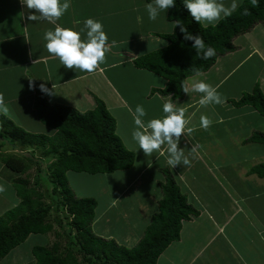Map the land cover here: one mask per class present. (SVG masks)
Returning a JSON list of instances; mask_svg holds the SVG:
<instances>
[{
    "label": "trees",
    "instance_id": "1",
    "mask_svg": "<svg viewBox=\"0 0 264 264\" xmlns=\"http://www.w3.org/2000/svg\"><path fill=\"white\" fill-rule=\"evenodd\" d=\"M244 9L248 10L247 14H243ZM177 19L190 32L202 36L205 46L214 48L216 55L209 59L197 55L192 42L185 41L179 27H175ZM167 20L174 23L173 31L159 36L168 45L132 61L136 68L166 80L165 87L155 92L180 99L185 93L186 78L206 72L218 56L234 50L235 36L257 23L264 25V0L256 3L240 0L231 16L209 25L195 22L184 8L183 0H176V5L167 10ZM33 83L35 115L53 133L22 129L0 113V175L10 181L19 198L17 205L0 216V260L27 236L54 232L51 245H35L31 249L34 264H156L168 245L179 239L182 222L196 217L198 211L187 203L172 174L165 169L162 198L139 241L127 247L113 238L97 236L91 229L97 201L73 194L67 184V173L125 171L133 165L136 156L116 134L115 119L100 99H95L92 110L81 113L70 107L50 105L40 83ZM231 103L237 107L249 106L264 117V94L258 84ZM247 142L264 144V134L255 132ZM248 174L263 178L264 162L252 166ZM54 193L58 195L53 197ZM54 222L61 230L53 231ZM61 241L67 243L64 249Z\"/></svg>",
    "mask_w": 264,
    "mask_h": 264
},
{
    "label": "crops",
    "instance_id": "2",
    "mask_svg": "<svg viewBox=\"0 0 264 264\" xmlns=\"http://www.w3.org/2000/svg\"><path fill=\"white\" fill-rule=\"evenodd\" d=\"M147 4L146 0H71L68 11L59 20L49 22L29 20L28 16L34 10L27 9L21 0H0V95L3 96L7 111L14 107L16 115L23 117L24 120H30L28 122L30 126L26 130L44 134L53 132L40 124L35 115L34 81L45 84L53 93L52 95L43 93L50 105L70 107L82 113L92 110L96 105L95 99H100L108 113L115 119L116 134L136 157L139 146L135 142L134 148L131 144H125L129 138L131 139L133 132L131 126L136 128L132 115L128 111L129 107L134 111L138 104L142 105L147 112L145 122L163 116V103L169 99L177 107L187 108L186 115L191 116L188 127H192L193 131L182 136L186 135L185 139L192 142V150L188 153L191 154L192 159L196 156V163L193 161L189 165H183L181 168L177 166L169 170L179 183V189L186 196L191 193L192 188L201 189L208 185L205 182L207 177L211 176L214 179L222 177L223 172L216 159L225 157L228 151L226 147H231L235 143L242 144L243 139V145H264L247 142L254 132L264 134V117L249 106L237 107L231 103L232 100L239 99L242 94L250 92L255 84L259 85L264 94V25L257 23L249 31L235 36L232 39L234 50L218 56L206 72L186 78L185 88L188 92L184 93L180 99H172L170 96H163L154 91L165 87L164 78L133 65L132 60L135 57L168 45V41L159 35L171 33L174 28V23L167 20V11L162 12L155 21L149 20ZM88 18H94L103 23L109 45L114 40L115 46H111L110 52L105 54V62L91 73L76 68L66 69L58 57L47 51L44 33L48 30L54 31L57 24L61 27L83 28L84 21ZM201 23L209 25L206 22ZM252 33H254L256 45L249 36ZM247 38H250L249 42ZM194 80H204L211 84L222 95L225 102L199 108L198 101L203 94L192 91ZM198 108L199 111H197ZM6 112L0 110V113L4 115ZM27 114L30 116H26ZM201 114L210 116L214 121L208 129L200 127ZM123 120L125 124L121 125ZM119 122L120 133L125 135L126 140L119 133ZM242 127L251 131L252 134L244 136L246 138L238 136L234 130ZM185 139L182 140L181 137V145ZM161 150L165 151L167 147L161 146ZM237 154L240 157V153ZM254 154L246 159L243 156L241 159L249 164L250 168L256 165ZM250 159L253 161L251 164ZM151 164L152 159L139 170L138 174L145 171ZM1 167L0 164V170ZM218 185H220L219 182ZM148 188L147 184L146 190L144 189L147 193V201L141 209H146L148 204L151 207L153 204L155 207L158 205L153 197L154 193L158 199L162 198L160 188L157 187L155 191H149ZM114 199L115 197H111L107 201L106 209L113 206ZM133 206H135L134 203ZM204 214L206 215L205 212ZM207 220L210 224H214L211 215L207 216ZM249 222L251 225L252 219L249 218ZM92 226L93 222L91 225L93 231ZM261 230L264 231V226ZM110 238L116 240L112 234L107 233V239ZM132 239L135 243L139 240ZM132 239L126 237L123 244L131 247V244H127ZM262 242L263 249L258 248L257 253H264V241ZM169 246L170 244L166 249ZM246 251H248L246 259L244 260L243 256V259L239 260L242 264L261 263L258 261L261 260L260 256L253 254L251 257V251L247 249ZM16 254L15 261H18L15 264H34L35 262L31 250L27 260H19L21 255ZM160 258L161 256L156 264ZM177 258L179 257H174L169 264H177ZM263 263L262 261L261 264Z\"/></svg>",
    "mask_w": 264,
    "mask_h": 264
},
{
    "label": "rangeland",
    "instance_id": "3",
    "mask_svg": "<svg viewBox=\"0 0 264 264\" xmlns=\"http://www.w3.org/2000/svg\"><path fill=\"white\" fill-rule=\"evenodd\" d=\"M223 2L225 6H230L232 0H223ZM249 36L256 45L253 38L254 33ZM250 38H247L248 42ZM14 110V107L9 109L5 113L6 117L22 129L29 128L28 122L30 120H24L23 117L16 115ZM26 116L30 115L27 114ZM122 124H125L124 120L121 122ZM121 125L118 129L119 133ZM134 129L135 127L131 126V130ZM234 131L243 138L252 134L251 131L245 130L243 127ZM120 134L122 135V133ZM122 137L126 140L125 135ZM185 138H187L186 135H183L182 140ZM243 141L244 139L242 144L235 143L231 147H226L228 150L225 155L226 158L216 159L220 170L223 172L222 177L214 179L211 176H206L205 182L208 185L201 189L192 188L191 193L186 195L187 203L198 211V216H191L189 221L182 222L179 241L170 243L169 248L165 249L161 255L158 264H169L174 257H179L177 264H242L239 260L243 259V256L244 260L246 259V254H248L246 249L251 251V257L253 254L257 257L260 256L259 259L261 260L258 261L264 262V253H257L258 248L263 249L262 241H264V231L261 230L264 226V190H262L264 178H258L255 174L249 176L247 174L250 168L249 164L241 160L243 156L246 159L255 153V164L264 162V145H243ZM125 144H131V147H135L132 136ZM162 146L167 147L166 145ZM179 147L183 148L190 163L193 161L196 163V156L192 159L191 154L188 153L192 150L191 141L185 139L182 145L180 142ZM23 149L25 150V148ZM37 152L35 151V153ZM136 152L137 157L134 158L133 165L125 171L110 174L67 173V184L73 194L78 197H92L97 201L92 226L93 232L103 238H107V233H110L121 245H124L123 241L126 237H131V239L142 237L149 221L151 222L153 213L158 209V205L155 207L154 204L152 207L148 204L146 209H141L147 201L145 191L147 184L149 191H155L157 187L161 190V183L165 184L163 172L165 169L172 170L173 168L167 163V150L163 151L164 155L155 151L150 156H145L142 149L137 148ZM237 153H240V157ZM151 159L152 164L138 174L139 170L146 166ZM146 161H148L147 164ZM252 162L251 160L250 164ZM183 165H179L178 168ZM174 179L178 185L175 177ZM0 184L5 188V191L0 192L1 216L6 210L17 205L19 198L16 196L10 181L4 180L1 175ZM47 185L46 183L44 185L46 189L49 188ZM181 192L183 193L182 190ZM154 194V199L159 202L160 198L158 199ZM57 195L54 193L53 197ZM111 197H115L113 206L106 209L107 201ZM54 215L53 213L52 216L54 217ZM210 215L214 219V224H210L207 220V216ZM249 218L252 219L251 225ZM224 220H226L225 223ZM257 222L259 225H254ZM54 230H61L60 225L58 226L55 222L53 223ZM54 240V232L44 235L31 234L1 259L0 264H15L18 261H15L16 253L21 255L19 260H27L31 255V247L34 245H51ZM246 242H249L250 245ZM61 243V248L64 249L67 243L66 241H61ZM129 244L133 246L135 240H130L127 245Z\"/></svg>",
    "mask_w": 264,
    "mask_h": 264
},
{
    "label": "clouds",
    "instance_id": "4",
    "mask_svg": "<svg viewBox=\"0 0 264 264\" xmlns=\"http://www.w3.org/2000/svg\"><path fill=\"white\" fill-rule=\"evenodd\" d=\"M21 2L27 9L34 10L28 16V19L32 21L47 20L55 22L71 6V0H21ZM256 2L257 0H253V3ZM175 5L176 0H152L151 3L146 5L149 20L155 21L162 12H166ZM183 5L195 22H206L208 24H215L222 18L231 16L239 7L238 0H232L230 6H225L223 0H183ZM247 12L248 10L244 9L243 14H247ZM175 27H179L185 41L192 42V48L196 50L197 55L202 59H209L216 55L214 48L205 46L202 36L190 32L179 19L176 20ZM82 35H84V39H82ZM44 40L46 41L47 51L58 57L66 69L76 68L89 73L105 62V54L109 53L111 46H115L116 43L113 40L109 45V38L104 30L103 23L94 18L86 19L83 28L75 26L61 27L57 24L54 31L48 30L44 33ZM39 87L41 92L49 95L53 94L45 84H40ZM192 91L203 94L198 101L199 108L225 102L217 89L204 80H194ZM187 92L188 89L185 88V93ZM199 108L197 111H199ZM0 110L7 111L2 95H0ZM128 111L136 125L132 132V140L139 146V149L143 150L145 156H150L155 151H159L160 155H164L161 146L166 145L167 163L170 166L175 168L181 164H190L183 148L179 147L182 134L193 131L192 127H188L191 116L186 115L187 108L177 107L169 99L163 103L164 115L150 119L147 122L144 120L147 112L142 105L138 104L134 111L129 107ZM213 123L214 121L210 116L201 114L199 120L201 128L208 129ZM3 191H5V188L0 184V192Z\"/></svg>",
    "mask_w": 264,
    "mask_h": 264
}]
</instances>
